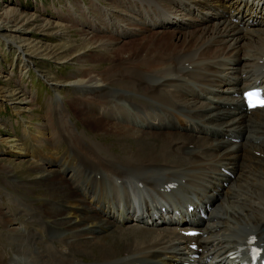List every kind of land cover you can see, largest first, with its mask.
<instances>
[{
    "label": "bare ground",
    "instance_id": "bare-ground-1",
    "mask_svg": "<svg viewBox=\"0 0 264 264\" xmlns=\"http://www.w3.org/2000/svg\"><path fill=\"white\" fill-rule=\"evenodd\" d=\"M114 1L140 13L141 19L128 14L132 19L117 22L111 17L112 26L103 25L110 35L98 36L105 30L93 25L84 37L91 38L88 49L118 57L121 66L112 74L108 69L90 70L88 78L69 82L71 98L55 93L51 102L58 105L59 117L48 124L58 122L65 130L51 127L53 144L44 166L40 159L35 174L23 184L24 195L31 189L40 196L31 199L35 208L25 205L29 197L19 200L10 193L5 202L6 193L0 195V264L178 262L183 236L138 225L145 211L160 213L163 204L173 213L174 228L189 218L208 235L198 239L204 264H232L227 251H244L251 234H256L264 252V128L253 125H264V113L249 115L240 95L249 83L264 81V27H252L263 19L256 9L264 0L248 4L243 0L246 13L232 0ZM237 13L239 23L231 19ZM148 14L152 22L158 17L160 25L171 26L166 39L161 38L165 28L143 33L150 31ZM0 27L10 30L2 22ZM112 31L121 37L141 34L118 48L113 46L119 39ZM151 37L162 39L155 50L145 47L157 44ZM133 43L138 46L130 49ZM83 60L78 58L79 63ZM7 96L0 91L2 101ZM82 104L86 109L79 117L94 126L101 124L93 132L80 126L84 137L63 116L79 118L68 110L77 105L81 113ZM256 129L263 130L258 135L261 141H239L245 130ZM141 135L152 140L163 136L164 144H144L138 140ZM22 139L27 141L24 135ZM63 139L73 153L65 150ZM52 165L57 169L47 168ZM217 165L237 174L231 180ZM224 180L231 181L219 188ZM168 182L174 186L165 190ZM187 204L194 205L191 214L183 209ZM210 205L206 218H200L197 212ZM21 208L28 210L27 217L19 215ZM129 219L131 224L125 225ZM189 251L193 250L184 253Z\"/></svg>",
    "mask_w": 264,
    "mask_h": 264
},
{
    "label": "rangeland",
    "instance_id": "rangeland-1",
    "mask_svg": "<svg viewBox=\"0 0 264 264\" xmlns=\"http://www.w3.org/2000/svg\"><path fill=\"white\" fill-rule=\"evenodd\" d=\"M100 5L102 7H99ZM55 10L58 13L54 12ZM194 12H196V9L191 12L193 13L191 16L194 15ZM126 13L127 15H125ZM128 14L137 20L141 19L140 13L130 9V7H122L114 0H0V25L2 22L10 29L0 30V91L3 90V93L8 95L6 102L0 98V195L6 193V197H3L5 202L10 193L19 200L22 197H29L31 200L34 196H38L36 195L37 191L31 189L26 193L27 196L24 195L26 190L23 184L35 174L33 168H38L40 163L44 166L45 154L51 150L53 139L45 140V144L49 146L40 142V145L44 146L43 148L34 145L39 142L40 135L47 136L48 134L45 132L51 131V127L56 126L64 129L58 122H55L54 126L48 124L49 120L59 117L57 113L59 111L58 105L51 102L55 93L64 98H71L74 96V92L72 85L68 84L69 82L88 78L91 73L90 70L95 72L96 70L108 69L109 74H112L116 73L121 66L117 63L118 57L100 55L88 49L92 45V41L90 37H84L86 30L91 31L93 25H98L101 30H105L106 26L103 27L104 24L112 26V22H114L111 17L120 22L126 18L132 19ZM151 15L148 14L150 22H152ZM6 20L9 22L6 23ZM80 21H85L86 25H82ZM136 24L137 22H134L131 26H137ZM168 27L163 30L161 38L166 39L169 36L171 26L168 25ZM149 30L143 33L149 35L155 31L150 28ZM135 32L136 34L121 37L119 32L115 31L114 34L119 40H116L117 44L113 46L121 48L125 41H130L133 36L136 37L141 34L140 31ZM104 33L97 35L100 37L110 35L106 30ZM110 37L114 38L113 35ZM161 38H153L157 41V44L153 46L146 44L145 47L155 50L161 44ZM13 41L15 45L23 46L20 49L25 55L20 52L19 48L11 44ZM137 46L138 43H133L130 49ZM179 48L180 45L176 43V49ZM80 56H83L84 60L79 63L78 58ZM136 69L141 72V68L136 67ZM132 76L134 75L132 74ZM48 82L51 84L52 89L49 87ZM22 97L24 100H30L29 104L23 103ZM133 103L136 104V100ZM82 105L81 113L76 108L77 105H75L76 107H70L69 113H73L78 117L82 116L81 114L86 109L85 105ZM131 108L135 110L134 105ZM63 116L65 122L69 123L75 129L74 131L81 133L83 137L84 133H82L81 128L92 131L101 126V124H95L94 126L85 122L81 117L74 118L70 115V119L65 115ZM22 117H27L31 123L25 121L26 118ZM20 126L37 131L30 132L28 137L24 134V140L27 139L26 152H21L23 150L22 145H20L22 139H19L14 132V128ZM102 127L106 126L103 125ZM91 141L97 142L95 137H92ZM61 144H63L65 150L73 153L72 146L69 145L67 140L63 139ZM163 144L162 141L157 145L162 146ZM31 146L34 153L39 156L37 159V156L28 151ZM1 147L4 150H1ZM52 157L54 158V156ZM54 161L61 162L56 158ZM57 167L56 165V167L49 166L47 168L57 169ZM50 178H57V176ZM38 197L40 198V196ZM0 201L3 202L1 198ZM25 205H27L28 210L35 208L33 200H31V203L28 201ZM4 207V210H6L7 205L4 204ZM28 210L26 209L25 212V208H21L19 210L21 214L19 213V215L27 217ZM41 220L38 218V223L43 226Z\"/></svg>",
    "mask_w": 264,
    "mask_h": 264
},
{
    "label": "snow or ice",
    "instance_id": "snow-or-ice-1",
    "mask_svg": "<svg viewBox=\"0 0 264 264\" xmlns=\"http://www.w3.org/2000/svg\"><path fill=\"white\" fill-rule=\"evenodd\" d=\"M249 107H264V96L258 91H252L246 94Z\"/></svg>",
    "mask_w": 264,
    "mask_h": 264
}]
</instances>
